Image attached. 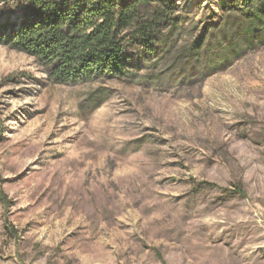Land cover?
Listing matches in <instances>:
<instances>
[{
  "label": "rangeland",
  "instance_id": "rangeland-1",
  "mask_svg": "<svg viewBox=\"0 0 264 264\" xmlns=\"http://www.w3.org/2000/svg\"><path fill=\"white\" fill-rule=\"evenodd\" d=\"M176 10L120 77L0 45V264H264V0Z\"/></svg>",
  "mask_w": 264,
  "mask_h": 264
},
{
  "label": "trees",
  "instance_id": "trees-1",
  "mask_svg": "<svg viewBox=\"0 0 264 264\" xmlns=\"http://www.w3.org/2000/svg\"><path fill=\"white\" fill-rule=\"evenodd\" d=\"M20 12L6 13L0 0V45L35 56L55 83L76 84L126 72L130 43L158 41L165 27L181 29L176 0H21ZM259 22L251 20L250 35ZM172 50L175 46H172ZM198 41L182 50H202ZM240 192L242 187L237 186Z\"/></svg>",
  "mask_w": 264,
  "mask_h": 264
}]
</instances>
